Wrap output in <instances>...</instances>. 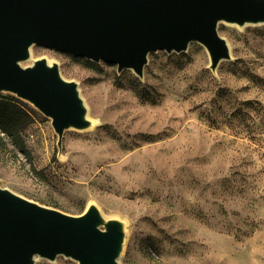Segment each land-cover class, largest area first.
<instances>
[{"label":"rangeland","instance_id":"1","mask_svg":"<svg viewBox=\"0 0 264 264\" xmlns=\"http://www.w3.org/2000/svg\"><path fill=\"white\" fill-rule=\"evenodd\" d=\"M230 60L198 42L148 55L140 78L115 64L33 45L77 83L91 126L67 129L13 103L0 130V187L77 216L96 205L125 225L119 264H264V24L220 22ZM77 264L58 256L54 262Z\"/></svg>","mask_w":264,"mask_h":264},{"label":"water","instance_id":"2","mask_svg":"<svg viewBox=\"0 0 264 264\" xmlns=\"http://www.w3.org/2000/svg\"><path fill=\"white\" fill-rule=\"evenodd\" d=\"M220 22L264 24V0H0V93L48 117L60 149L65 130H86L91 121L77 83L64 79L57 63L40 58L24 66L33 45L142 78L150 53H179L198 42L215 71L231 58ZM125 239L124 223L94 204L73 216L0 187V264L60 255L77 264H119Z\"/></svg>","mask_w":264,"mask_h":264},{"label":"trees","instance_id":"3","mask_svg":"<svg viewBox=\"0 0 264 264\" xmlns=\"http://www.w3.org/2000/svg\"><path fill=\"white\" fill-rule=\"evenodd\" d=\"M17 107L13 103H3L0 100V130L7 135H12L14 124L12 122L13 117H10L11 113H16ZM19 112V111H18Z\"/></svg>","mask_w":264,"mask_h":264}]
</instances>
